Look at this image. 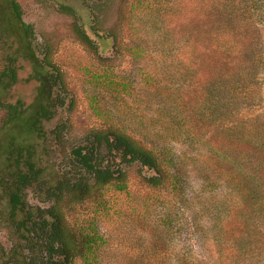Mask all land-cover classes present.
Here are the masks:
<instances>
[{
    "label": "trees",
    "instance_id": "obj_1",
    "mask_svg": "<svg viewBox=\"0 0 264 264\" xmlns=\"http://www.w3.org/2000/svg\"><path fill=\"white\" fill-rule=\"evenodd\" d=\"M102 1L87 3L94 34L110 39L111 48L118 55L144 54L146 46L141 47L138 42H132L123 51L119 35L102 27L93 13L100 10ZM137 1L134 9L144 4L150 14L164 18L167 12L178 18L175 26L178 39L171 52L177 57L181 90L170 92L174 99L169 104L172 112L167 118L177 124L172 138L196 146L194 155L206 158L207 181L189 193L181 169L172 167L170 149L148 148L126 129L94 132L86 137L85 143L72 146L65 153L71 168L60 173L54 185L39 178L41 171L32 161L30 148L13 147L9 152L10 168L0 181V190L9 205L14 236L28 253L22 256L17 251L18 256L11 255L8 264H76L77 261L100 264L101 236L69 223L63 208L92 197L99 201L100 190L107 184L125 188L120 166L132 162H139L143 170L151 171L142 174L148 187L175 195L173 211L179 230L186 226V220L197 221L194 234L213 229L215 237L214 247H199L201 257H197L194 247H143L140 253L133 252V257L139 259L136 264H264V0H206L204 7L200 0L190 10L205 14L208 24L205 28L202 25L203 31L197 26L183 25L187 18L179 19L189 5L188 0H175L173 5L168 0ZM12 6L31 40V25L23 21L19 3L12 0ZM58 8L75 15L67 4L60 3ZM171 29L164 27V37L174 41ZM73 31L83 44L100 54L80 23H74ZM186 53L191 60L186 58ZM2 59L0 86L10 89L17 81V59L7 53ZM40 65L47 70L50 98L41 104L34 117L33 126L37 130L57 118L65 92L47 53ZM103 78L106 83L111 81L105 75ZM186 92H190L188 97ZM1 110L2 121L7 123L24 110L23 102L20 98L12 101L0 98ZM57 119L45 132L56 140L67 127L65 120ZM200 147L205 149L204 155ZM33 187L43 190L46 200H51L48 206L35 209L29 206L26 192ZM166 206L163 209L171 211ZM228 215L237 221L230 231L222 223ZM202 217L211 220L210 227L201 223ZM165 220L171 222L168 217ZM187 229L190 230V223Z\"/></svg>",
    "mask_w": 264,
    "mask_h": 264
},
{
    "label": "rangeland",
    "instance_id": "obj_2",
    "mask_svg": "<svg viewBox=\"0 0 264 264\" xmlns=\"http://www.w3.org/2000/svg\"><path fill=\"white\" fill-rule=\"evenodd\" d=\"M16 1L23 21L31 25L32 39L27 38L12 0H0V67L5 53L17 59L18 67L16 83L10 89L0 86V98L11 101L20 98L24 106V110L7 123H3L4 112L0 111V181L9 171L12 161L9 152L13 147L30 148L32 161L41 171L39 178L54 185L60 173L71 168L65 153L72 146L85 143L86 137L94 132L126 129L132 138L148 148L167 146L170 149L172 167L181 169L189 193L206 183V158L194 155L196 146L172 138L177 124L167 118L172 112L169 104L174 99V95L171 97L169 94L181 85L177 78V57L171 52L178 39L175 26L179 21L175 14L166 12L161 18L150 14L144 4L134 9L138 5L137 0L101 2L100 10L93 13L105 30L119 35L123 51L132 42L146 46L144 54L134 57L132 54L114 53L110 39L94 34L90 28L93 22L91 0ZM188 1L189 5L185 12L182 10L179 19L187 18L183 25L197 26L203 31L208 24L205 14L190 10L200 0ZM168 2L173 5L175 0ZM201 2L204 7L206 0ZM60 3L71 6L75 15L61 12L58 8ZM74 23L82 25L97 45L99 55L80 41L73 31ZM165 26L172 28L170 36L174 41L164 37ZM45 53L58 70L65 90L57 118L65 120L67 127L58 140L45 133L57 118L41 125L42 130L33 126L39 107L50 98L47 70L40 65ZM104 75L107 81L111 80L112 86L110 82H104ZM189 94L186 92L187 97ZM200 148L204 155L205 149ZM120 167L125 188L107 184L100 190L101 203L92 197L63 208L69 223L84 226L85 230L95 231L101 236L102 241L97 245L102 247L100 264H136L139 259L133 257V252L140 253L143 247H194L197 257L203 254L199 247H214L213 229L194 234L198 223L191 220H186V226L178 229L173 211L176 197L171 191L161 193L148 187L142 174L151 171L143 170L139 162L122 163ZM26 199L32 209L51 203V200H46L43 190L37 187L27 190ZM164 204L171 211H165ZM8 208L0 190V264H8L11 255H17V251L22 256L28 253L14 236ZM166 217L171 222L167 223ZM200 221L206 227L212 224L206 217ZM236 222L230 215L222 221L228 231L236 227ZM187 223H190L189 231ZM76 264L82 263L77 261Z\"/></svg>",
    "mask_w": 264,
    "mask_h": 264
}]
</instances>
